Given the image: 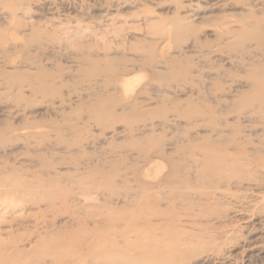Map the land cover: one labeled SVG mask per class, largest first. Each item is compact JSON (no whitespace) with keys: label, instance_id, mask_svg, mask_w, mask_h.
I'll list each match as a JSON object with an SVG mask.
<instances>
[{"label":"rangeland","instance_id":"obj_1","mask_svg":"<svg viewBox=\"0 0 264 264\" xmlns=\"http://www.w3.org/2000/svg\"><path fill=\"white\" fill-rule=\"evenodd\" d=\"M117 250L264 264V0H0V264Z\"/></svg>","mask_w":264,"mask_h":264},{"label":"bare ground","instance_id":"obj_2","mask_svg":"<svg viewBox=\"0 0 264 264\" xmlns=\"http://www.w3.org/2000/svg\"><path fill=\"white\" fill-rule=\"evenodd\" d=\"M114 247H115V244L108 246V248L110 249ZM134 254L132 253L130 255H124L119 250H117L115 255L112 257L113 263L114 264H145V261L147 260L142 259V256L139 254H135V255Z\"/></svg>","mask_w":264,"mask_h":264}]
</instances>
